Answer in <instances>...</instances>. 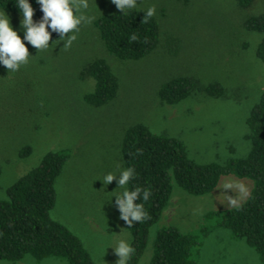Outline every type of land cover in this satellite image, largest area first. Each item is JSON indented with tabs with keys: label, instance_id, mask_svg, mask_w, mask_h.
I'll return each instance as SVG.
<instances>
[{
	"label": "rangeland",
	"instance_id": "374dc122",
	"mask_svg": "<svg viewBox=\"0 0 264 264\" xmlns=\"http://www.w3.org/2000/svg\"><path fill=\"white\" fill-rule=\"evenodd\" d=\"M137 2L135 9L155 7L161 29L157 48L139 61H121L105 50L94 21L118 9L112 0H88V8L82 11L94 19L80 26L71 47L64 48L61 40L38 51L25 42L32 56L26 65L15 72L0 66V199L47 152L67 149L70 157L56 182L52 216L79 236L96 264H117L111 247L120 239L131 241L112 197L122 189L116 180L103 183L106 173L118 174L124 168L125 130L144 124L156 134L177 138L198 163L225 164L245 158L250 150L246 119L264 88V65L255 55L264 35L245 28L249 17L264 13V0H255L248 9L237 0ZM6 14L13 30H18L21 19ZM18 35L23 42L22 30ZM97 58L111 66L119 79V92L113 101L95 108L83 97L94 89L85 69ZM177 77H193L201 87L218 82L226 89V99L197 92L178 105L162 104L158 89ZM27 145L31 154L20 158V149ZM253 186L250 179L228 175L220 178L212 193L192 196L174 184L170 204L152 227L139 264L151 263L159 228L197 232L206 225L208 214L246 202ZM214 227L203 240L196 264H264L245 240ZM0 264L63 261L27 255Z\"/></svg>",
	"mask_w": 264,
	"mask_h": 264
},
{
	"label": "trees",
	"instance_id": "16d2710c",
	"mask_svg": "<svg viewBox=\"0 0 264 264\" xmlns=\"http://www.w3.org/2000/svg\"><path fill=\"white\" fill-rule=\"evenodd\" d=\"M29 2L36 10L33 16L36 21L43 14L35 0ZM254 2L237 0L244 9ZM0 11L22 19L15 0H0ZM145 11L132 9L121 14L118 10L94 21L110 55L121 61H139L157 48L160 24L155 16L143 19ZM245 28L264 35V13L249 17ZM53 40L57 42L63 38L54 32L49 42ZM255 55L264 65V36ZM85 73L94 80L93 91L83 97L87 105L102 107L117 97L119 79L105 59H94ZM197 92L216 100L226 99L227 95L225 87L218 82L201 87L193 77H177L160 86L158 97L162 104L175 106ZM246 125V139L250 142L248 155L225 164L198 163L189 156L181 140L156 134L144 124H135L125 130L122 141L124 168L135 169V176L126 187L150 192L146 201H137L143 204L147 217L134 222L130 228L122 220L134 249L127 264H139L152 227L161 221L170 204L174 184L192 196H204L215 190L222 176L228 175L253 181L246 202L222 213L208 214L206 225L197 232L185 233L176 226L159 228L150 264H196V255L213 226L229 230L234 239L245 240L264 262V88L249 112ZM31 152L29 145L23 146L18 156L25 158ZM69 157L67 149L47 152L36 167L6 189V198L0 199V260L17 262L30 255L37 260L57 258L63 264H96L79 236L52 216L57 203L56 182Z\"/></svg>",
	"mask_w": 264,
	"mask_h": 264
},
{
	"label": "clouds",
	"instance_id": "9594fccd",
	"mask_svg": "<svg viewBox=\"0 0 264 264\" xmlns=\"http://www.w3.org/2000/svg\"><path fill=\"white\" fill-rule=\"evenodd\" d=\"M39 5L42 16L34 21L35 9L29 0H15V6L19 10L22 19L18 30L23 32V42L18 30H13L10 18L5 11H0V66L8 71H18L29 62L30 56L25 42L38 51L49 49V41L52 33H58L63 38V47L69 48L77 39L76 33L82 24H91L94 17L86 15L82 9L88 8V0H35ZM112 3L121 14L137 7V0H112ZM155 7H148L143 13V19L155 15ZM135 40V35L132 36ZM135 176L132 167L123 168L118 174L108 172L103 176L105 185L116 180L122 191L113 195L115 206L126 225L130 228L134 222H140L147 217L143 204L138 200L146 201L150 195L149 190L135 187L129 190L126 186ZM112 193V192H111ZM111 197V198H112ZM118 256L117 264H127L131 254L134 252L131 244L120 239L114 247H111Z\"/></svg>",
	"mask_w": 264,
	"mask_h": 264
}]
</instances>
